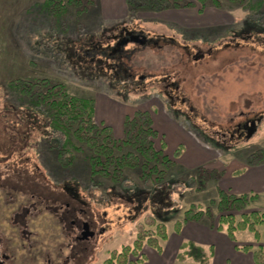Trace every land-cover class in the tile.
Returning a JSON list of instances; mask_svg holds the SVG:
<instances>
[{
    "label": "rangeland",
    "instance_id": "rangeland-1",
    "mask_svg": "<svg viewBox=\"0 0 264 264\" xmlns=\"http://www.w3.org/2000/svg\"><path fill=\"white\" fill-rule=\"evenodd\" d=\"M44 1L0 0V177L14 181L16 169L25 168L31 187L44 190L47 196L69 192L72 199L79 197V207L85 210V217L92 220L97 232L96 244L88 246V255L82 257L80 264H102L112 251L132 245L141 230L154 231L148 217L155 213L163 214L168 233L193 206L204 210L211 207L212 212L204 219L216 221L224 177L220 170L224 168L228 177L242 167L264 165V34L254 39L239 36L241 30L248 28L245 21L252 13L248 4L224 5L221 9L208 6L203 13L200 7L132 13L126 0H99V11L82 19L72 12L59 28L53 18L41 11ZM122 22L125 23L118 30H102ZM261 25L259 29H264V22ZM125 31L160 44L162 39L175 40V46L165 44L157 49L139 43L123 45L122 39L128 37ZM60 35H68L71 42ZM86 35V39L97 36L108 49L123 47L126 75L134 79L135 86L127 84L126 91L123 84L118 88L114 85L111 78L115 69L119 71L120 63L117 66L118 61L109 56L107 68L111 70L104 64L105 74L101 72L100 77L94 78L90 71L101 68L90 61L97 55L96 48L82 51L87 60L77 62L79 45L72 40ZM17 78L52 80L65 84L72 95L95 99L98 116L116 127L120 138L124 137L128 116L151 113L164 131L155 140L157 147L161 139L169 141L174 150L180 144L186 147L185 155L177 160L180 165L171 170L174 177L158 187L144 188L146 183L139 173L128 169L126 180L119 184L130 192L126 201L114 196L109 180L102 187L94 186L83 151L73 150L75 159L67 168L50 147L53 134L43 120L26 125L6 111L8 99L19 103L17 94L7 88V83ZM165 88L172 90L175 101L170 102ZM251 120L256 123L254 128L237 131L238 124ZM190 125L218 144L217 148L204 142ZM27 157L29 165L23 162ZM37 165L45 178L39 176ZM248 183L245 180L244 184ZM121 188L116 192H122ZM141 188V193L135 195ZM129 203H138L133 210L135 221L128 218L132 208ZM247 209L264 210L262 196L250 202ZM154 217L161 223L158 216ZM50 230L46 224V231ZM238 235V244L254 237L248 231ZM149 247L145 245L140 255ZM187 264L195 263L190 260Z\"/></svg>",
    "mask_w": 264,
    "mask_h": 264
},
{
    "label": "trees",
    "instance_id": "trees-1",
    "mask_svg": "<svg viewBox=\"0 0 264 264\" xmlns=\"http://www.w3.org/2000/svg\"><path fill=\"white\" fill-rule=\"evenodd\" d=\"M126 1L132 13L138 11L160 13L172 9L193 7H200L199 11L203 13L208 6L221 9L224 5L243 6L248 4L246 6L252 11L249 17L251 21L249 18H246L245 22L248 28L241 30L239 36H250L254 39L256 36L264 34V29H259L261 28L260 26H263L261 24L264 22V0ZM99 4V0H45L40 5V9L43 13L53 18L59 28H62L61 21L68 18L70 13H76L78 18L82 19L99 11ZM252 20L257 21L258 24L255 25V22ZM124 23H117L111 27H103L102 30H118L119 26L124 25ZM68 28L67 26L65 29ZM87 36H77V40H72V43L79 45L80 57L77 58V62H86L87 59L81 54L85 50L96 48L97 55L90 59V61L92 64H98L101 68L99 69L97 66L98 71H90L94 78L101 76V72L104 71L102 70L104 64L106 69L110 68H107L109 64L106 60L109 56L110 60L115 59V61H118L117 66L120 63L119 71L115 69L113 77H110L114 80V85L117 87V85L123 84L122 89L126 91L127 84L135 86L134 79L129 78L128 74L126 75L128 68L124 62L126 52L123 50V47L115 46L108 49V46L105 47L102 40L97 36L90 35V39H86ZM60 37L67 38L66 42H71L68 41V35H60ZM160 41L163 44L149 39L141 45L161 49L165 44L175 46L176 42L175 40L171 42L172 40L170 39H162ZM106 50L109 51L108 54ZM81 70L90 75V72L83 67H81ZM104 72L103 74H105ZM7 88L15 92L19 100L17 104L13 100L8 99L5 106L7 112H12L18 116L19 121L23 124L26 123V125L31 121L39 124L40 119L43 120V124L48 125V129L53 134V139L49 141L50 147L55 149L57 157L62 164L67 168L71 167L75 159L73 150L83 151L89 163L90 175L94 182L93 185L102 187L106 180L111 181V189L114 196L122 200L126 201V196H131L129 195V191L120 187L122 185L119 186V184L123 183V179L126 180V171L128 169L139 173L140 178L146 183L144 188L158 187L165 183L167 178L172 179L174 177V173L172 174L171 170L178 168L180 164L177 160L181 159L186 152V147L180 144L172 154L168 153L167 142L162 141V139L160 146H156L155 140L159 138L160 132L154 125V116L151 113L137 112L134 116H128L125 119L124 137L118 138L111 126L97 121L96 100L72 95L63 83L48 79L17 78L9 81ZM165 93L171 102L174 99L172 90L165 88ZM189 127L194 132H198L204 142H208L212 147L217 148L218 144L208 140L203 132L192 128L191 125ZM161 138L165 139V136L162 135ZM218 149L224 150V147H219ZM241 172L239 170L237 174ZM202 185L205 186V182ZM118 188H121L123 191L116 192ZM140 191H142V188L136 194H140ZM219 195L220 200L217 206L219 211V230L227 233L234 242H237L238 232L249 231L254 234L256 241L259 243L261 234L264 233V210H248L247 208L249 203L255 199L261 196L264 199V193L261 195L257 193L238 195L220 189ZM206 209L191 207L186 212L183 221L176 223L175 228L179 230L183 223L189 221H202L208 213L212 212L211 207ZM154 215L158 216L161 223H157L158 220ZM154 215L148 217L150 221L149 225L151 227L155 226L154 231L141 230L132 245L123 246L121 251H112L102 264H140L144 260L143 254L140 255V252L145 245L161 250V243L168 238V230L163 220V214L155 213ZM258 243L257 245H238V248L244 252H251L256 264H264V245ZM87 255L88 252H84L83 256ZM132 256L139 257L133 259L131 258ZM211 259V251L209 253L204 247L193 242H187L182 246L177 257V263L185 264L192 260L195 264H211ZM82 261L83 258L81 256L77 264L82 263Z\"/></svg>",
    "mask_w": 264,
    "mask_h": 264
},
{
    "label": "flooded vegetation",
    "instance_id": "flooded-vegetation-1",
    "mask_svg": "<svg viewBox=\"0 0 264 264\" xmlns=\"http://www.w3.org/2000/svg\"><path fill=\"white\" fill-rule=\"evenodd\" d=\"M131 34L124 32L128 37ZM146 40L149 39L146 37ZM252 122L255 121L238 124L237 131L249 130L250 126L253 127ZM18 155L21 161L22 156ZM5 160L7 158L2 162ZM23 162L29 165L30 158ZM37 170L39 176L45 178L39 165ZM16 171L14 181L0 177V264H77L84 252H88V246L96 244L97 235L93 228L95 224L85 217V210L79 207V197L74 200L69 192L49 197L44 190L31 187L26 174L28 169ZM131 205L130 220L134 218V206L138 203ZM46 224L51 227L49 232L46 231ZM86 230L94 234L91 243L81 240V233Z\"/></svg>",
    "mask_w": 264,
    "mask_h": 264
},
{
    "label": "crops",
    "instance_id": "crops-1",
    "mask_svg": "<svg viewBox=\"0 0 264 264\" xmlns=\"http://www.w3.org/2000/svg\"><path fill=\"white\" fill-rule=\"evenodd\" d=\"M96 119L100 121L99 123L106 122L98 116V105L96 108ZM154 125L159 132L162 130L155 118ZM113 130L114 134L120 138L121 136L115 132L116 127H113ZM173 151L174 146L167 141V152L172 154ZM262 164L263 163L258 164L257 166L242 167L230 172L228 177L226 175L227 171L222 168L220 171L224 177L220 182V189L238 195L264 192V165ZM239 170L242 172L237 174ZM245 180L249 182L247 185L244 184ZM239 239L240 237L238 233L237 242H234L227 233L219 230L218 219L213 222L212 220L205 219L199 222L189 221L184 223L179 230L174 228L172 232L168 233L167 240L161 243V250L149 247V249L143 253L144 260L141 261L140 264H178L177 257L182 246L187 242L196 243L199 246L204 247L209 253L211 251V264H256L251 252H244L238 248V245L242 244L257 245L258 242L256 241L255 236L253 239H250V237L246 238L242 244H238L239 241H241ZM259 243L264 245V233L261 234Z\"/></svg>",
    "mask_w": 264,
    "mask_h": 264
},
{
    "label": "water",
    "instance_id": "water-1",
    "mask_svg": "<svg viewBox=\"0 0 264 264\" xmlns=\"http://www.w3.org/2000/svg\"><path fill=\"white\" fill-rule=\"evenodd\" d=\"M146 41V37L144 36H140V35H135V34H131L129 37H126L123 41L122 44H128V43H139V44H143ZM256 125L255 122H252V126L254 127ZM81 240L91 243L94 240V234L88 230L83 231L81 233Z\"/></svg>",
    "mask_w": 264,
    "mask_h": 264
}]
</instances>
